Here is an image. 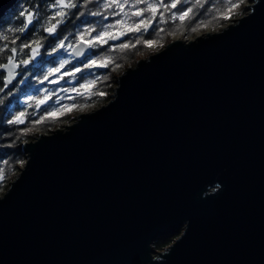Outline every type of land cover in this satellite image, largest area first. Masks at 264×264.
<instances>
[{
  "label": "water",
  "instance_id": "95a60500",
  "mask_svg": "<svg viewBox=\"0 0 264 264\" xmlns=\"http://www.w3.org/2000/svg\"><path fill=\"white\" fill-rule=\"evenodd\" d=\"M17 1L0 0V18ZM250 1L22 143L0 195V264H264V0ZM72 46L75 63L90 53Z\"/></svg>",
  "mask_w": 264,
  "mask_h": 264
},
{
  "label": "trees",
  "instance_id": "16d2710c",
  "mask_svg": "<svg viewBox=\"0 0 264 264\" xmlns=\"http://www.w3.org/2000/svg\"><path fill=\"white\" fill-rule=\"evenodd\" d=\"M243 1L244 0H242V2ZM55 2L56 0H18L16 4L0 18V29H3V31H0V36L7 34L9 36V48L16 47L18 49V53L15 56L18 65L20 61L30 56L31 48L38 47L40 54L33 64L27 65L20 63L18 79L10 85H7V87H5L4 75L0 72V89H3V91H0V100L3 101L0 103V169H4L6 173L5 179L0 181V195L7 188L8 182L12 180L19 171L18 165L25 160L21 152L22 143L35 139L39 133H49L54 128H60L63 122L70 118V114L65 113L60 115L59 118H46L42 123L35 125L32 123L34 120H38L43 116L45 110L48 111V106L50 104L48 102L45 106L40 105L38 109V100L43 97L44 93L41 91L40 86H37V83L46 76L45 71L48 67L57 65L55 58L59 52H54L53 49H57L61 41L67 45L74 44L79 34L85 29H96V31L84 36V38H91V35L95 36L100 31L108 28L109 25H114L118 19L125 20L128 24L138 19L130 15L126 17L123 13H120V15H113V12H119L120 10L115 7L111 9L103 8L105 0H72V3L76 4V7L65 9L64 11L66 14L62 18V22L57 26L54 33L49 34L44 29L50 27L51 23H55V20L50 21V17L60 10L59 8L52 7ZM164 2L170 4L171 0H164ZM137 7L142 8L145 7V5L141 4L135 7L126 6L125 11L130 14L132 11H135ZM189 7H192L194 11L185 22H181L178 17L176 20L171 19L172 12L179 13L185 11ZM223 8L224 5L221 3V0H203L200 6H196V0H183L177 8L165 11L163 18L158 16L148 32L137 34L141 39V44L137 45L135 48H129L127 50L116 48L113 50L112 45H118L127 41H135L136 36L128 35L124 36L122 40L117 43H113L109 40L108 44L92 46L88 56L80 63H75L71 59L68 60L67 70L72 71L74 68H79L81 70L80 72L73 73L72 76L74 81L68 83L69 88H78L82 90L83 88L80 87L82 84H87L89 81L96 79L100 81L94 89L91 87L89 89L84 88L89 90V94L87 93L78 97L75 96L71 100L75 103L74 106L79 108L85 106L96 108L108 101L116 85V76L120 74L126 66H133L140 54L146 53L147 47L143 46L144 40H154V42L160 41L166 44L172 39V35L193 37L196 32H202L205 28H210L212 30L219 28L225 24V20L219 18V11H222ZM24 10L33 11L35 13L33 23L29 25V28L24 33L9 31L21 27L23 18L19 13ZM93 12H99L101 14L94 16L91 14ZM148 15V13H145V16ZM57 19H60V17H57ZM162 19L165 22H161ZM200 22H203L205 26L197 27L196 25ZM193 27L196 28L195 31L191 30ZM126 28L127 24H121L109 30L113 34H116L125 31ZM161 29H163V31H160ZM14 36H19V39L16 40L15 44H11L10 41ZM36 40L40 42L39 45L32 43L31 48H25L22 52L19 51L22 45L30 44L32 41ZM4 43L3 40H0V47H2ZM10 54L11 53L7 51L0 54V63L6 62V57ZM105 56H108L119 66L115 67L113 65L108 68L95 67L92 69L83 67L84 65L82 63L84 61L88 59L102 60ZM24 75L26 79L24 78L25 81L20 83L18 80ZM105 76H107L106 80L104 79ZM99 92L105 94L97 95L96 93ZM29 97L33 99H29ZM20 112L27 113L26 118H22L24 119V123H7L8 120L14 119ZM71 121H73V118ZM23 129H30V131L21 134ZM175 237L176 235L159 237L153 242V247L156 250H161Z\"/></svg>",
  "mask_w": 264,
  "mask_h": 264
},
{
  "label": "snow or ice",
  "instance_id": "6c2138e0",
  "mask_svg": "<svg viewBox=\"0 0 264 264\" xmlns=\"http://www.w3.org/2000/svg\"><path fill=\"white\" fill-rule=\"evenodd\" d=\"M183 0H171V3H165L164 0H105V3L103 4V8L105 9H111L113 7L118 8L120 11L119 12H113V15H120V13H123L124 16H131L138 18L136 20H133L131 24H128L127 21L125 20H117L114 25H109L108 28H106L103 31H100L97 35L92 36L90 39L85 40L84 36L86 34H89L91 32L96 31L95 28H88L85 29L83 32L79 34L78 37V43L82 42L83 44L92 47V46H97V45H105L109 43V40H119L121 37L128 36V35H134L136 36V39L134 42L132 41H127L120 43L118 45H112L113 50L116 48H121V49H129V48H135L137 45L141 44V39L139 35L142 32H147L153 24V21L157 19V17H164V12L169 11L170 9H175L179 4H181ZM203 0H196V6H200L202 4ZM221 3L224 5V8L222 11H219V18L220 19H230L232 15L234 14L233 10L238 9L240 7V4L242 3V0H221ZM144 4L145 7H137L135 11H132L130 14L129 12L125 11L126 6L128 7H135L137 5ZM54 8H59L60 10L55 12V14L50 17L51 20H55V23H51L50 27L45 28L44 30L48 32L49 34H52L56 31L57 26L62 22V18L65 16V9L67 8H72L76 7V4L72 3V0H56V2L52 5ZM194 9L192 7L187 8L185 11L176 13L172 12L171 13V19L176 20L177 17L181 22H185L189 15L193 13ZM145 13H148V16H145ZM92 15H100L101 13L99 12H93L91 13ZM19 15L23 18L21 21V27L18 29H11L9 31L12 32H19V33H24L28 28L29 25L33 23V20L35 19V13L33 11H21ZM57 17H60V19H57ZM161 22H165L163 19ZM121 24H127V28L125 31L119 32L118 35H114L109 29L115 28L116 25H121ZM197 27L205 26L203 22H200L196 25ZM192 31H195L196 28L193 27L191 29ZM0 31H3V29H0ZM160 31H163L161 29ZM159 34V33H157ZM19 39V36H14L13 39L10 41L11 44H15L16 40ZM0 40H3L5 43L3 44L2 47H0V54L4 52H10L11 54L6 57V63H0V69H6L7 70V77H5V87H7L8 82H10L11 78L15 76V72L13 69L17 66L16 61H15V56L18 53V49L16 47H11L9 48V36L7 34H4L3 36H0ZM35 43L39 45V41H32L30 44H24L20 47L19 51L22 52L25 48H31V44ZM154 44V40H144L143 41V46L145 47H151ZM64 42L61 41V43L58 45V48H64ZM69 48H72V45H68ZM31 51L33 53V56L36 54V48H31ZM53 51H57V49H53ZM75 55L80 56L83 52V49L76 48L74 49ZM33 56H29L28 59L20 61V63L23 64H28ZM68 61L65 60L63 61L58 68H53L50 70L47 76L44 77L45 80L48 79V76H51L54 73H57L60 71L61 68L64 67L65 64H67ZM118 67V64H115L113 60H111L108 56L103 57L102 60H90L88 64H86L84 67L87 69H92L95 67H112V66ZM76 72H80L81 70L77 68L75 70ZM64 75H73V73H64ZM62 78V77H61ZM104 79H107V76L104 77ZM23 82V81H22ZM55 82V81H53ZM100 83L99 79L89 81L87 84H82L80 87L81 88H95L96 85ZM0 91H3V89H0ZM78 91V90H77ZM11 94V93H9ZM97 95H104L105 93L99 92L96 93ZM79 95H83L82 93H79ZM29 99H33L32 97H29ZM3 101L0 100V103ZM44 100H40L37 104V107L41 104H44ZM64 108H67V105L63 106V108H53L51 111L45 110L44 115L41 116L38 120H34L32 123L39 124L42 123L46 118H59V115L64 114ZM69 111L71 109H68ZM27 113L26 112H20L18 115L14 117L12 120H8V124H22L24 123V119L26 118ZM30 129H23L21 134H25ZM6 177V173L4 169H0V181H3Z\"/></svg>",
  "mask_w": 264,
  "mask_h": 264
},
{
  "label": "rangeland",
  "instance_id": "374dc122",
  "mask_svg": "<svg viewBox=\"0 0 264 264\" xmlns=\"http://www.w3.org/2000/svg\"><path fill=\"white\" fill-rule=\"evenodd\" d=\"M250 2H251L250 0H244L240 4V7L238 9H234L233 10L234 14L232 15V17L230 19H224L225 20V24L232 22L235 18H237V17L243 15L244 13H246L247 12V5ZM224 25H222V26H224ZM221 27L215 28L213 30L210 29V28H205V30L216 31V30H219ZM205 30H203V31H205ZM198 33L199 32H196V34H198ZM92 36H94V35H91L90 37H92ZM176 37L181 38V39H185V40H187L189 38H192V37H179L177 35H172L171 36L172 39L173 38H176ZM84 39L87 40V39H90V38H84ZM64 45H65L64 48H57V52H59V54L55 58V60L57 61V65H55L53 67L50 66V67H48L47 70H46V67H45V70H46L45 71V74H46V76L50 72L51 69L58 68L63 61H65V60L68 61L70 59L73 60V58H72V56L70 54V49L71 48H69L67 44H64ZM70 45H73V44H70ZM164 45L165 44H163L160 41L159 42H154V44L151 47H147L146 53L140 54L137 59L146 57L148 54H151V53H154V52L160 50ZM34 48H36V50H37L36 51V54L33 56V53L31 51L30 56H33V58H32V60L27 65L33 64L36 61V59L39 57V55H40L39 54V51H38V47H34ZM89 61H90V59H88L87 61H84L82 64L85 66L86 64L89 63ZM67 64H65L64 67L61 68L59 72L54 73L51 76H48V79L47 80H45L44 78H42L40 80V82L38 81L37 86H40L41 91L44 93L43 97L40 98L38 100V102L40 100H44L45 103L44 104H41L42 106H45L49 102L50 104L48 106V111H51L53 108H63V106L67 105V108H64V114L65 113L70 114V118L69 119L72 120V118H73V120H74V118L76 117L77 113L83 112V111H89L93 107L91 108L90 106H85V107L79 108V107H75L74 106L75 103L73 101H71V100L75 96H77V97L78 96H82V95H79V93H82L83 95L87 94L89 90H86L84 88H83L84 90L83 89L82 90H79L78 88L71 89V88L68 87L69 86L68 83L73 82L74 81V78H73L72 75H64V73H74V72H76L75 70L77 68H74L72 71L71 70H67L66 69ZM19 65H20V63H19ZM24 78L26 79L25 75L23 77H20V79L18 81H20V83H23L25 81ZM53 81H55V82H53ZM89 88L90 87H88L87 89H89ZM111 94H112V92H111ZM21 101H24V100H21ZM68 109H71V110L69 111ZM69 119L66 120V121H64L63 124H62V126L65 125V124H69L70 122H72ZM23 163H21V164L18 165L19 169L23 165Z\"/></svg>",
  "mask_w": 264,
  "mask_h": 264
},
{
  "label": "clouds",
  "instance_id": "9594fccd",
  "mask_svg": "<svg viewBox=\"0 0 264 264\" xmlns=\"http://www.w3.org/2000/svg\"><path fill=\"white\" fill-rule=\"evenodd\" d=\"M218 187H219V185H218Z\"/></svg>",
  "mask_w": 264,
  "mask_h": 264
}]
</instances>
